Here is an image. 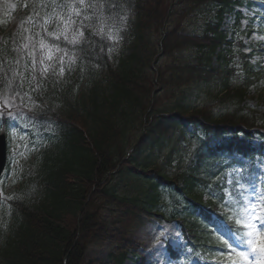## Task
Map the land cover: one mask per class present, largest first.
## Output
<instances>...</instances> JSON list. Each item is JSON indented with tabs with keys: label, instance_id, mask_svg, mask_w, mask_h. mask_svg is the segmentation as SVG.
Here are the masks:
<instances>
[{
	"label": "trees",
	"instance_id": "trees-1",
	"mask_svg": "<svg viewBox=\"0 0 264 264\" xmlns=\"http://www.w3.org/2000/svg\"><path fill=\"white\" fill-rule=\"evenodd\" d=\"M115 1L134 16L130 33L133 51L116 66L105 59L104 79L91 76L79 94L70 90L65 96L60 113L67 119L61 125L65 145L59 152L46 153L41 173L29 179L35 182L38 196L28 206L17 204L20 208L12 231L0 241V264H65L66 256V264H103L87 255L89 245L101 241L116 245L111 264H122L130 248L125 218L131 211L112 220L103 217L101 208L108 204L145 210L157 206L159 186L172 183L168 175L171 166L168 170L156 163L157 149L167 146L163 114L192 104L187 94L190 86L192 93L220 86L222 99L240 101L244 97V89L231 85L235 64L226 52L218 51L225 38L220 24L228 0H180L171 12L174 0ZM183 18L195 25L203 21L204 29L198 36L187 33L178 27ZM166 22L164 57L157 63L162 91L148 113L141 142L123 167L111 174L141 135L156 87L151 64L160 52ZM11 54L10 40H0V86L15 82L18 58ZM214 57L219 60L215 66ZM173 91H182L184 96L168 100ZM164 96L165 102L159 105ZM236 119L229 115L226 121L235 124ZM241 121L246 122L243 117ZM142 173L150 184L146 190L138 178ZM187 176L185 182L191 189L198 185L196 173Z\"/></svg>",
	"mask_w": 264,
	"mask_h": 264
},
{
	"label": "rangeland",
	"instance_id": "rangeland-1",
	"mask_svg": "<svg viewBox=\"0 0 264 264\" xmlns=\"http://www.w3.org/2000/svg\"><path fill=\"white\" fill-rule=\"evenodd\" d=\"M19 0H0V14L6 12L9 13L11 11H14L17 8ZM228 23L232 25L234 23V20L232 18L228 19ZM247 22H243V26H246ZM253 32L255 31V27H251ZM67 29H65L66 31ZM242 30H246V27H243ZM249 31V29H248ZM252 38L254 39V42L256 41V36L252 33ZM248 97L246 102L243 104L240 110L244 111L246 115H254L256 117H259V119L264 120V81L259 82L253 87H251L248 91ZM31 101H34L35 97L32 94L30 97ZM10 103L7 102V106ZM28 105V104H26ZM29 110H32V108L29 107ZM34 111L36 112L37 109L34 108ZM241 112V111H240ZM252 112V113H250ZM1 113V112H0ZM29 117L30 121H28L25 125L26 128L34 127L37 131L41 132L45 128L43 127V122L38 121L33 116H27ZM1 129V127H0ZM29 139L28 138H22L21 135L14 134V146H13V159H14V166L13 171L11 172L10 176L6 178V182L3 181L0 185V206L3 205V202L8 200L9 197H11V191L13 189V184L16 180V177L18 176V170L16 165L18 164V167H21V164L25 162L27 158V150L26 147L29 145ZM25 167H28L26 163H24ZM236 170H234L235 172ZM230 180V174L228 173V181ZM32 189V188H31ZM31 191V194L34 192L32 190H27V194ZM30 194V195H31ZM248 195H250V190L248 189ZM14 195H12L13 197ZM250 204V201L247 203H244V206L247 210L245 214V218L248 219L250 215H253L250 208H248L247 205ZM102 204H97L96 206L101 207ZM124 213V212H123ZM115 216V218H118V215L122 214L121 210H117L116 208H107L105 216L109 215ZM131 216H127L125 218V222L128 224H132ZM155 216H148L142 214L139 215L136 218L137 223L133 227V230L131 231L134 237L144 242L149 246V259L147 264H179L178 260H173V262L170 260V256L167 254L165 255L164 249L165 244L169 241L174 243V247L176 249L182 250V245H180V241L177 237L178 235V227L175 223L170 224H159V222L156 219ZM251 225V233H250V240L253 242L255 236L257 235V232L253 228V224L251 221H247ZM260 234L258 238H261ZM257 238V240H258ZM261 250L264 253V237H263V243L261 245ZM189 250L182 251V256L185 255ZM110 252V247L108 244L105 243H98L94 246H91L90 255L95 256L97 258L102 259L103 262L108 261V254ZM245 259L247 262L249 261L246 254H244ZM129 264V262L127 263ZM231 264H236V262H233Z\"/></svg>",
	"mask_w": 264,
	"mask_h": 264
},
{
	"label": "water",
	"instance_id": "water-1",
	"mask_svg": "<svg viewBox=\"0 0 264 264\" xmlns=\"http://www.w3.org/2000/svg\"><path fill=\"white\" fill-rule=\"evenodd\" d=\"M5 142L3 139H0V174L4 168V164H5Z\"/></svg>",
	"mask_w": 264,
	"mask_h": 264
}]
</instances>
